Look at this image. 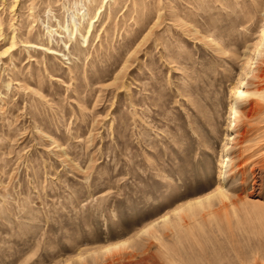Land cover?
I'll list each match as a JSON object with an SVG mask.
<instances>
[{"label": "rangeland", "instance_id": "374dc122", "mask_svg": "<svg viewBox=\"0 0 264 264\" xmlns=\"http://www.w3.org/2000/svg\"><path fill=\"white\" fill-rule=\"evenodd\" d=\"M11 5L0 0V264H147L161 243L264 264V81L252 117L234 120L230 94L252 70L264 0ZM231 134L249 146L233 164Z\"/></svg>", "mask_w": 264, "mask_h": 264}, {"label": "bare ground", "instance_id": "6f19581e", "mask_svg": "<svg viewBox=\"0 0 264 264\" xmlns=\"http://www.w3.org/2000/svg\"><path fill=\"white\" fill-rule=\"evenodd\" d=\"M19 1L20 0H12V5H11L12 9L15 7L16 3L19 2ZM106 1L107 0H105V2ZM4 2H6V0H1V4H4ZM104 5H105V3H103L101 6H99V8H98V10L96 12V15L94 16V18H92L90 20L89 28L87 30V34L81 36V37H83L85 42L88 40V37H89V35L91 34V32L93 30L94 22L96 21V17H99L100 14L102 13V10L104 9ZM66 30L69 31V35L71 37H74L76 35L77 31H78V27L75 24V31L69 30V28H67ZM55 31L56 30L51 28L49 25L46 26V32H47V34L50 37V42L52 41V36H54L53 33ZM2 34L3 33L1 32L0 36H2ZM260 37H261V39H259L260 41H259L258 45L256 44L257 47L254 50L255 54H256V57H253V59L250 60V67L252 68V70L248 71L244 75L245 76L244 79L241 80L239 85L235 86L231 90V93H230L231 94V98L234 100V103L232 104V107H231L234 120H238V119L242 120L243 117H247V118L252 117L255 114H257L259 112V110H261L263 108V105L261 103H259L258 101H254V102L250 103L249 106L247 104L248 100H250V98L252 97V94H253V92H251V86L256 87L255 89H256L257 92H261L262 89H263L262 82L264 81V67H263L264 66V59L261 60V58L264 57V25L261 28V36ZM14 39H15V35L12 36V40H11L9 48H6L3 52H1V54H4V53L10 51V49L13 48V46L15 45ZM29 45H30V43H29ZM33 45H35V44H33ZM66 45H67V43H66ZM35 47H38L39 49H42V50H47L49 53L61 54L60 52L56 51L53 47H50V46H43V45H37L36 46L35 45ZM233 126H234V124L232 122L229 123V128L230 129H232ZM234 139H235L234 135H232V134L229 135V140L231 141V144H232L231 147L233 146L234 149H238L237 154L227 155V159L226 160L227 161L228 160L231 161L230 164H233V161H235L237 158L240 159L242 153H244L249 148V146L247 144H244L245 141H246L245 134H242L241 136L236 138V140H234ZM243 165H244V162L243 163L241 162V164L238 165V166H233L232 165V167L230 168L231 171L229 173L236 172ZM220 173L221 174L223 173L222 175H226L227 174V170L226 169L225 170H221ZM219 189H220V186L218 185L217 190H219ZM254 202L258 203V202H261V200L260 199H255ZM180 220L181 219H179V221ZM145 228H147V227H145ZM149 230H152V229L149 227V228H147L146 231H149ZM152 233H153L152 234L153 238H158L157 237V231L156 232L152 231ZM121 243L122 242L117 243L116 245L113 244V246L116 247V248L121 247V246H123V244H121ZM161 244H162V247H163L162 250H161L162 252L157 257H155V259L156 258H157V260L159 259V261L161 263L157 262V261L154 262L152 260V257L156 256V255H154L155 253L152 255L149 251L148 252L147 251L146 252L143 251L144 254L142 255V257H143L142 258V262H144V260H145L146 263L148 262L147 264H163V262L165 264H207V262H205L204 259H202L201 257L198 258V259H195L196 257L193 258L192 255L190 253H188V250L184 249L185 247L183 246V244L181 245L182 250L181 249L178 250V249L168 248L167 245H165L163 243H161ZM105 248H107V250L110 249V247H105ZM191 250L193 251V249H191ZM132 255H136V252H131V253H127V254L126 253L120 254L119 259H121V260L124 259L125 260V258H129ZM133 258H134V256H133ZM127 260H130V259H127ZM130 262H131V260H130ZM130 262H128V264H130ZM252 264H260V263L258 261H256L255 263H252Z\"/></svg>", "mask_w": 264, "mask_h": 264}]
</instances>
